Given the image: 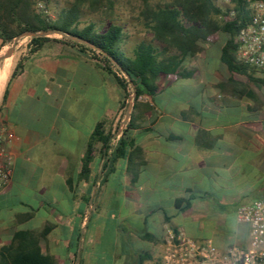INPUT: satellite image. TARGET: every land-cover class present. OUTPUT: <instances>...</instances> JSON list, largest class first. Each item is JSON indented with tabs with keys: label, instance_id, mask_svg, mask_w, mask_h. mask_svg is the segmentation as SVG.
<instances>
[{
	"label": "crops",
	"instance_id": "0c3cea01",
	"mask_svg": "<svg viewBox=\"0 0 264 264\" xmlns=\"http://www.w3.org/2000/svg\"><path fill=\"white\" fill-rule=\"evenodd\" d=\"M120 27L124 55L140 43L158 49L151 36L129 39ZM59 38L17 41L0 61V147L11 158L0 190V264L25 240L51 264H165L166 229L198 240L208 209L243 196L259 152L247 132L264 122V87L229 74L221 44H208L183 67L190 74H159L153 92L137 99L114 155L124 92L90 52ZM10 45L0 43V56ZM95 129L110 136L108 148L95 140L86 159ZM237 238L244 245L247 233ZM209 239L220 249L233 244Z\"/></svg>",
	"mask_w": 264,
	"mask_h": 264
},
{
	"label": "trees",
	"instance_id": "16d2710c",
	"mask_svg": "<svg viewBox=\"0 0 264 264\" xmlns=\"http://www.w3.org/2000/svg\"><path fill=\"white\" fill-rule=\"evenodd\" d=\"M216 1L140 0V10L136 19L151 34V41L157 43L159 47L156 49L149 44L140 43L135 48L133 56L128 57L118 48L124 38L119 25L110 21L102 27L101 22L98 24L92 22L77 28L82 6L98 14L102 8V0H73L68 8L59 10L53 18L35 12L32 8L35 0H0V43H10L17 34L25 30L31 32L50 30L81 38L99 49L101 53L108 55L115 61L117 67L95 50L64 37L59 39L93 55L91 59L96 60L111 81L123 90V107L131 83L135 89V98L131 106L133 109L141 95H150L153 92V82L159 74L171 75L178 71L184 75L190 74L193 69L187 71L183 67L191 60H195L202 45L209 43L210 35L222 34L218 59L226 71L229 74L245 76L248 81H254L264 87V74L254 77V70L234 58L235 36L239 29L247 24L248 5L252 0H230L231 9L218 6ZM104 2L110 9L112 0H104ZM229 12H232L230 20L224 22L217 20L218 17L228 15ZM94 27L97 30H94ZM28 39L38 46L47 41L48 37H28ZM95 55L99 58L97 59ZM236 95H245L254 99L253 92L246 95V92L239 91ZM130 121L131 112L112 154L117 155L121 152L124 133ZM109 138V135L102 136L101 132L95 129L86 144V159L90 157L93 141H101L103 148L107 149ZM8 260L9 264H51L50 258L40 254L35 248V242L27 240L16 241L8 254Z\"/></svg>",
	"mask_w": 264,
	"mask_h": 264
},
{
	"label": "built area",
	"instance_id": "2783aa9c",
	"mask_svg": "<svg viewBox=\"0 0 264 264\" xmlns=\"http://www.w3.org/2000/svg\"><path fill=\"white\" fill-rule=\"evenodd\" d=\"M234 58L255 72L264 74V0L249 3L247 24L235 36ZM4 134L5 128L0 126V140ZM10 166L9 154L0 147V190L10 179ZM235 220L246 226L247 241L244 245L232 244L223 249L210 239L189 240L180 232L166 229L163 237L164 263L264 264V188L259 198L237 207Z\"/></svg>",
	"mask_w": 264,
	"mask_h": 264
},
{
	"label": "rangeland",
	"instance_id": "374dc122",
	"mask_svg": "<svg viewBox=\"0 0 264 264\" xmlns=\"http://www.w3.org/2000/svg\"><path fill=\"white\" fill-rule=\"evenodd\" d=\"M72 2L73 0H35L32 8L35 12H41L49 18H53L55 13L64 8H68ZM216 3L220 7L230 9L232 7L230 0H217ZM101 5L102 8H100V13L98 14L82 6L77 28H82L88 21H92L95 24L101 22L102 27H105L111 21L114 24L123 26L129 39L130 37L133 39L150 38L151 34L141 27L140 22L136 19L140 10V0H112L110 9L107 8L104 0H102ZM231 17L232 12H229L228 15L218 17L217 20L224 22L230 20ZM49 37L59 36L54 34L49 35ZM222 39V34L210 35L209 43L202 45V47L204 48L205 46L208 48V44H219ZM26 40H28V37L20 38L18 41ZM96 58L98 59L99 57L96 56ZM254 74L258 76L257 72ZM128 94H131L130 90H128ZM262 112H264V104L262 106ZM247 136L250 138L252 148H256L259 152H256L255 157H253L254 159L252 158L253 160L251 159L250 166L247 168L248 170H246L243 177L244 181L241 187V192L244 189L241 194L243 196L234 200L225 199L219 203L217 202L216 207L208 209V216L198 219V240L194 241H203L209 239L211 236L219 235L228 238L233 245H239L237 242L239 233L246 232V226L236 222L235 211L238 206L251 203L259 198L264 188V122L256 130L247 132Z\"/></svg>",
	"mask_w": 264,
	"mask_h": 264
},
{
	"label": "water",
	"instance_id": "95a60500",
	"mask_svg": "<svg viewBox=\"0 0 264 264\" xmlns=\"http://www.w3.org/2000/svg\"><path fill=\"white\" fill-rule=\"evenodd\" d=\"M51 34H55V35H58L60 37H64V38H66V39H68V40H70L72 42H75V43H78V44H82V45H84V46H86V47H88V48H90L92 50L97 51L100 54H103V53H101V51L99 49L95 48L92 44H90L89 42H87V41H85V40H83L81 38H76V37H73V36L63 35L62 33H59V32H56V31H50V30L39 31V32H31V31L25 30V31H22L19 34H17L12 39L10 47L4 52L3 55L0 56V61L2 59H5V58L9 57L12 54L15 44L20 38H23V37H48ZM103 56L106 57L114 67H117V64L115 63V61L112 60L108 55L103 54ZM129 87H130V90H131V94L129 95V97H128L127 101H126V106H125V110H124V116H123V119L121 120V122L119 123L117 132H119L120 129L124 126V124L128 121L129 112H130L132 103H133L134 98H135V89H134V87H133V85L131 83H129Z\"/></svg>",
	"mask_w": 264,
	"mask_h": 264
},
{
	"label": "bare ground",
	"instance_id": "6f19581e",
	"mask_svg": "<svg viewBox=\"0 0 264 264\" xmlns=\"http://www.w3.org/2000/svg\"><path fill=\"white\" fill-rule=\"evenodd\" d=\"M3 66H5V65H3ZM6 72H7L6 67H4L3 71L0 74V88L3 86V82L5 79Z\"/></svg>",
	"mask_w": 264,
	"mask_h": 264
}]
</instances>
